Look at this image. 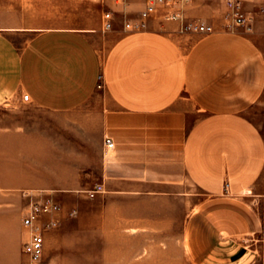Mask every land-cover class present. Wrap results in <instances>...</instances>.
<instances>
[{"label":"crops","instance_id":"0c3cea01","mask_svg":"<svg viewBox=\"0 0 264 264\" xmlns=\"http://www.w3.org/2000/svg\"><path fill=\"white\" fill-rule=\"evenodd\" d=\"M226 2L163 5L147 29L127 31L124 19L147 0H0V182L9 175V105L78 113L59 126L86 142V182L63 190L101 182L102 193L117 195L119 221L143 228L169 224L159 203L175 201L168 207L188 210L193 264H259L262 219L250 196L264 172V0H245L253 31L229 26ZM176 8L215 31L182 32L181 20L163 17ZM6 225L1 217L0 264H21L29 234L20 221L16 232ZM62 259L61 231L49 230L43 264Z\"/></svg>","mask_w":264,"mask_h":264},{"label":"rangeland","instance_id":"374dc122","mask_svg":"<svg viewBox=\"0 0 264 264\" xmlns=\"http://www.w3.org/2000/svg\"><path fill=\"white\" fill-rule=\"evenodd\" d=\"M77 115L51 114L9 105V161H5L9 175L2 176L0 182V218H6L5 227L9 232H16L20 221L22 230L29 234L22 222L26 206L40 193H50L62 205L61 215H57L60 225L56 227L62 234L61 264H193L183 240L182 222L188 210L171 209L168 206L172 202H161L159 204H166L167 208L158 210L159 220H167L169 224H159L156 229L134 227L119 221L116 194L100 193L89 198L83 191L63 190L74 184L81 188L86 182V142L80 135L71 137L69 130L59 126V122L75 119ZM78 133L81 134V130ZM60 136L66 140H60ZM94 137L91 130L87 137L90 150L94 148ZM75 147L77 152L73 151ZM257 188L259 190L250 197L255 200L262 219L264 172ZM195 200L191 196V213ZM73 207L78 210L76 215H70ZM2 232L0 228V234ZM255 238L258 239L253 243L259 245L261 254L259 264H263L264 231L257 233ZM75 249L78 254L74 258L65 257ZM118 254L121 256L111 259L110 256ZM21 264H29L28 255Z\"/></svg>","mask_w":264,"mask_h":264},{"label":"built area","instance_id":"2783aa9c","mask_svg":"<svg viewBox=\"0 0 264 264\" xmlns=\"http://www.w3.org/2000/svg\"><path fill=\"white\" fill-rule=\"evenodd\" d=\"M187 0H147L146 6L141 10L137 18H125L124 29L127 31H141L148 28L149 20L159 13L161 6L166 5L172 7L181 5ZM229 8V16L232 18L231 27L241 26L247 31L254 30L253 15L245 8V0H227ZM259 10L264 13V4L259 6ZM164 19L181 20L182 32H201L212 33L215 31V26L206 21L188 20L183 12L179 9L166 10L163 12ZM114 25V12L107 10L104 12V28L109 30ZM99 87L104 86L103 75L100 76ZM23 99L29 100V94H24ZM112 139L106 138V144H111ZM89 198H94L104 191V184L101 182L95 183L93 186L82 190ZM262 221L261 230L264 231V193L262 194ZM62 209V205L50 193H40L35 198L33 197L30 203L26 206L23 215V225L29 230V237L24 242L23 251L29 257V264H43L45 235L46 232L60 225V219L57 217ZM78 210L73 207L70 215H76ZM52 215L51 217H48ZM264 264V263H263Z\"/></svg>","mask_w":264,"mask_h":264}]
</instances>
